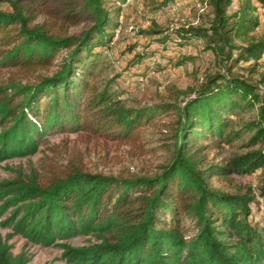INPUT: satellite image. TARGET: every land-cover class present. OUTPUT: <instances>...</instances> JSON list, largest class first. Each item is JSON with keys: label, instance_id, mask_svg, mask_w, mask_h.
I'll return each instance as SVG.
<instances>
[{"label": "trees", "instance_id": "trees-1", "mask_svg": "<svg viewBox=\"0 0 264 264\" xmlns=\"http://www.w3.org/2000/svg\"><path fill=\"white\" fill-rule=\"evenodd\" d=\"M110 1L0 0L8 5L0 10V68L9 71L0 81V162L34 154L52 130L139 147L140 128L174 109L172 155L153 175L91 172L71 161L41 182L35 171L16 169L0 180V226L11 230L0 236V264L30 260L13 252V235L58 247L66 264H264V32L256 33L264 0H208L207 26L166 32L154 24L148 34L160 35L161 46L200 39L219 68L196 86H169L173 102L139 106L92 79L94 59L110 47L121 14ZM84 22L78 34L66 33ZM153 54L135 53L130 63ZM247 110L253 116L234 128L233 116ZM241 131L250 132L240 145L246 150L221 162L209 158L205 141L230 143ZM257 171L255 188L210 184ZM79 235L93 241L67 242Z\"/></svg>", "mask_w": 264, "mask_h": 264}, {"label": "rangeland", "instance_id": "rangeland-1", "mask_svg": "<svg viewBox=\"0 0 264 264\" xmlns=\"http://www.w3.org/2000/svg\"><path fill=\"white\" fill-rule=\"evenodd\" d=\"M177 1V0H176ZM182 6L171 12L168 4L162 6L161 0H111L113 6H121L117 28L113 31L110 47L95 57L92 79L100 87L110 85V90L124 100L128 106H139L160 102H173L169 86L174 84L184 89L196 86L203 77L218 70L215 57L203 49L200 39H191L184 45L170 40L165 47L157 41L160 35H150L148 31L157 24L158 28L170 32L179 25L188 23L207 26L211 19L209 5L200 10L192 0H181ZM0 2V10L7 9ZM41 19V17H39ZM88 25L87 22L69 26L67 34H78ZM264 32V19H261L256 33ZM151 51L154 54L139 62L130 63L135 53ZM65 55L60 51L56 64ZM180 57V58H179ZM182 60L180 64L177 61ZM9 76V71L0 68V81ZM257 79V76L254 77ZM264 98V90L261 89ZM177 101H174V103ZM254 110L240 112L233 116L238 121L234 128L242 130V120L252 117ZM241 117V118H240ZM174 109L158 112L148 123L140 128V145L134 147L118 144L111 140L90 135L84 131H49L40 139L37 152L25 157H14L0 162V180L12 178L15 170L24 173L35 171L39 181H46L53 172L63 169L75 161L85 170L116 176L153 175L167 163L173 152L172 132L175 126ZM250 132L241 131L232 142L208 139L209 158L221 162L246 142ZM260 177L257 171L251 176L233 175L231 183L212 178L210 184L226 191H234L237 186L251 185L255 188ZM261 202V199H259ZM262 217L264 211L259 212ZM11 232L0 226V236ZM92 237L79 235L67 242L73 246L87 244ZM9 242L14 253L25 251L31 255L27 264H66L61 259V250L55 246L44 247L28 242L21 235H13Z\"/></svg>", "mask_w": 264, "mask_h": 264}, {"label": "built area", "instance_id": "built-area-1", "mask_svg": "<svg viewBox=\"0 0 264 264\" xmlns=\"http://www.w3.org/2000/svg\"><path fill=\"white\" fill-rule=\"evenodd\" d=\"M195 1V4L197 6H199L200 10H202L204 7L208 6V0H192ZM182 1L181 0H174L170 3H168V9L173 12L177 9H179L182 5Z\"/></svg>", "mask_w": 264, "mask_h": 264}]
</instances>
